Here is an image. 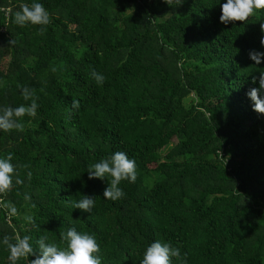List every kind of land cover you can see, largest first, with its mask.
Here are the masks:
<instances>
[{
	"label": "trees",
	"instance_id": "obj_1",
	"mask_svg": "<svg viewBox=\"0 0 264 264\" xmlns=\"http://www.w3.org/2000/svg\"><path fill=\"white\" fill-rule=\"evenodd\" d=\"M35 2L51 16L42 35L15 23L33 0H0V107L31 103L18 84L38 103L24 131H0V158L12 153L16 168L0 193V264L5 235L63 247L69 227L96 237L102 264H140L156 240L187 264H264V114L246 95L264 71L248 55L264 52V11L225 25L226 0ZM115 151L135 159L137 179L112 201L107 178L87 170ZM84 194L95 199L90 213L72 207Z\"/></svg>",
	"mask_w": 264,
	"mask_h": 264
},
{
	"label": "clouds",
	"instance_id": "obj_2",
	"mask_svg": "<svg viewBox=\"0 0 264 264\" xmlns=\"http://www.w3.org/2000/svg\"><path fill=\"white\" fill-rule=\"evenodd\" d=\"M169 6H173L174 0H164ZM183 0H175V5L179 6ZM221 15L219 21L225 25L229 23H245L251 16L258 11H264V0H226L220 5ZM49 11L43 3L35 2L29 6L22 4L20 10L15 12V23L24 26L26 24L39 25V34H44L46 26L51 23ZM260 31L264 33V22L260 23ZM16 41L11 39L10 45ZM260 44L264 47V35L260 37ZM249 58L255 65H260L264 61V52L252 49L249 51ZM91 77L96 84L103 85L105 77L93 70ZM258 81V87H251L246 95L252 101V108L258 114H264V71H259V75L251 77V83ZM21 89V95L25 101H31L30 104H21L17 107H0V131L11 132L12 130L24 131L22 118L25 116L34 118L37 115V97L36 90L27 86L17 85ZM44 89H41L43 91ZM72 108L79 109L80 101L73 98ZM13 154L8 153L0 158V193L9 191L13 186V177L16 175L15 165L11 162ZM25 167H28L25 165ZM88 178H98L104 180L107 178L108 186L103 191V197L108 200L116 201L125 196L120 187L122 181L135 183L137 179V164L135 159H130L123 151H115L106 158L90 164L88 167ZM31 172H28V178L31 179ZM16 184H23V180L16 176ZM30 199V197H26ZM95 206L94 196L84 194L83 197L72 204L73 209H80L84 212H91ZM15 214L16 209H11ZM25 219L36 226L34 217L26 216ZM60 239L63 247L57 243L48 241L46 235H41L35 240L37 247H33L32 237L28 234L23 236L16 235L15 239L5 235L2 243L9 251V264H18V261L25 259L29 264H102L101 257L97 255L100 252V245L94 235L87 232H78L75 227H69L66 231L60 232ZM35 256V259L29 257ZM173 258L180 264H187V253H181L179 247L173 246L169 242L153 241L146 247L140 264H173Z\"/></svg>",
	"mask_w": 264,
	"mask_h": 264
},
{
	"label": "built area",
	"instance_id": "obj_3",
	"mask_svg": "<svg viewBox=\"0 0 264 264\" xmlns=\"http://www.w3.org/2000/svg\"><path fill=\"white\" fill-rule=\"evenodd\" d=\"M1 10H3V9H1Z\"/></svg>",
	"mask_w": 264,
	"mask_h": 264
}]
</instances>
